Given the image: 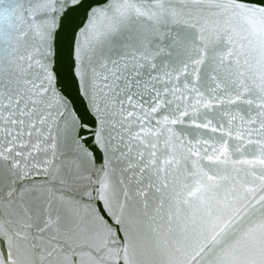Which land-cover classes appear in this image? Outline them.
<instances>
[{
    "label": "snow or ice",
    "instance_id": "snow-or-ice-1",
    "mask_svg": "<svg viewBox=\"0 0 264 264\" xmlns=\"http://www.w3.org/2000/svg\"><path fill=\"white\" fill-rule=\"evenodd\" d=\"M0 264H264V0H0Z\"/></svg>",
    "mask_w": 264,
    "mask_h": 264
}]
</instances>
